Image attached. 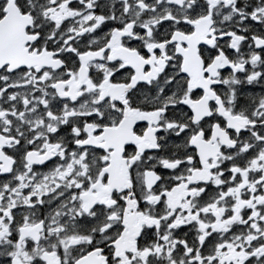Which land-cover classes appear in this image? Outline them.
Listing matches in <instances>:
<instances>
[{
    "label": "snow or ice",
    "instance_id": "obj_1",
    "mask_svg": "<svg viewBox=\"0 0 264 264\" xmlns=\"http://www.w3.org/2000/svg\"><path fill=\"white\" fill-rule=\"evenodd\" d=\"M0 264H264V0H0Z\"/></svg>",
    "mask_w": 264,
    "mask_h": 264
}]
</instances>
